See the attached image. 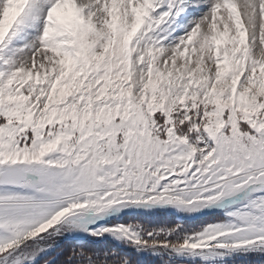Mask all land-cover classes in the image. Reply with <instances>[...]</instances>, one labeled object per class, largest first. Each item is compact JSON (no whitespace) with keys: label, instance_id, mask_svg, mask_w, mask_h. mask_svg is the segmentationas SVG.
Segmentation results:
<instances>
[{"label":"snow or ice","instance_id":"obj_1","mask_svg":"<svg viewBox=\"0 0 264 264\" xmlns=\"http://www.w3.org/2000/svg\"><path fill=\"white\" fill-rule=\"evenodd\" d=\"M0 264H264V0H0Z\"/></svg>","mask_w":264,"mask_h":264},{"label":"trees","instance_id":"obj_2","mask_svg":"<svg viewBox=\"0 0 264 264\" xmlns=\"http://www.w3.org/2000/svg\"><path fill=\"white\" fill-rule=\"evenodd\" d=\"M155 223H161V224H163V223H171V222H169V221H163V220H161V221H156V222H154V225H153V226H155ZM192 226H193V227H198L199 224H198V223H193Z\"/></svg>","mask_w":264,"mask_h":264}]
</instances>
